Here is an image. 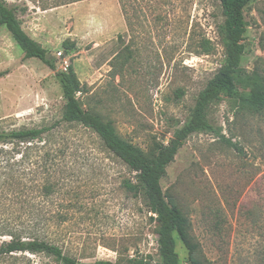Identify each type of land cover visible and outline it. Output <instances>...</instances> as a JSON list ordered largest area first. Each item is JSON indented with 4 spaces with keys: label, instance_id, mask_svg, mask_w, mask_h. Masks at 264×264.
<instances>
[{
    "label": "rangeland",
    "instance_id": "374dc122",
    "mask_svg": "<svg viewBox=\"0 0 264 264\" xmlns=\"http://www.w3.org/2000/svg\"><path fill=\"white\" fill-rule=\"evenodd\" d=\"M6 1L18 8L24 29L48 49L58 70L64 56L73 64L87 87L84 108L112 121L149 157L188 121L199 93L224 63L220 0H122L125 11L121 0ZM245 14L249 50L242 66L264 74V0L251 3ZM204 38L214 46L209 54L202 50ZM130 48L135 55L128 62L115 58ZM24 55L0 25V130L50 126L63 116L66 101L56 70ZM209 117L224 137L189 136L162 185L190 219L203 264H247L264 244V110L253 112L226 96L211 106ZM56 129L65 146L58 156L63 165L57 168V190L52 196L28 193L32 203H47L65 215L60 223L42 225L44 236L82 264L159 261L157 223L147 198L123 185L125 179L136 182V173L96 133L77 124ZM174 235L181 264H193ZM17 255L0 264H61L44 254Z\"/></svg>",
    "mask_w": 264,
    "mask_h": 264
},
{
    "label": "trees",
    "instance_id": "16d2710c",
    "mask_svg": "<svg viewBox=\"0 0 264 264\" xmlns=\"http://www.w3.org/2000/svg\"><path fill=\"white\" fill-rule=\"evenodd\" d=\"M70 2L79 0H69ZM257 0H220L224 21L219 25L225 45L224 63L199 93L188 121L174 131L164 142L157 143L156 152L147 156L140 147L124 139L112 121L102 115L85 109L81 95L87 90L72 63L68 70H58L57 61L47 48L31 37L22 25L18 8L6 0H0V25L5 26L14 40L24 51L25 58H39L56 70L62 85L65 109L61 121L50 126L0 130V259L17 254H44L61 264H82L57 243L43 234L42 225L49 221L60 223L65 215L58 209H48L47 203L29 200V191L52 196L56 192V173L60 164L58 156L65 152L59 141L56 128L61 124H77L96 133L104 146L125 162L136 174V182L125 179L124 187L147 198L151 219L157 223L160 260L135 258L129 263L98 260L92 264H181L176 249L175 232L184 241L193 264H203L199 257V245L192 236V223L182 209L164 191L162 179L167 175L168 166L174 161L179 150L189 136L195 132H215L224 137L220 127L210 119L211 106L223 97L235 98L243 107L253 112L264 110V74L255 69L247 71L243 57L248 52L246 34L249 23L245 9ZM123 9L125 7L121 0ZM121 37V35H120ZM264 48V39L262 40ZM64 47L70 49L68 42ZM203 52L209 54L214 49L212 41L204 38ZM135 55V49L117 52L115 58L125 64ZM183 95L179 90L178 97ZM228 144L239 152L243 148L227 139ZM37 194V196H38ZM21 205V210H15ZM27 207V209H26ZM11 212V213H10ZM10 213V214H8ZM32 213L36 215H31ZM30 214L31 218H26ZM45 216V220L40 215ZM48 215V217H47ZM254 261L247 264H264V244L259 243L254 251Z\"/></svg>",
    "mask_w": 264,
    "mask_h": 264
},
{
    "label": "built area",
    "instance_id": "2783aa9c",
    "mask_svg": "<svg viewBox=\"0 0 264 264\" xmlns=\"http://www.w3.org/2000/svg\"><path fill=\"white\" fill-rule=\"evenodd\" d=\"M59 54L60 56H62L63 52L61 51ZM69 65H70L69 59L66 56H64L62 65H61V70H64V71L68 70Z\"/></svg>",
    "mask_w": 264,
    "mask_h": 264
}]
</instances>
